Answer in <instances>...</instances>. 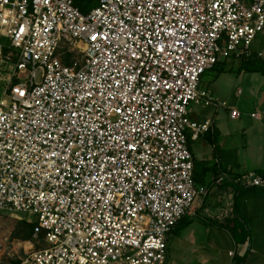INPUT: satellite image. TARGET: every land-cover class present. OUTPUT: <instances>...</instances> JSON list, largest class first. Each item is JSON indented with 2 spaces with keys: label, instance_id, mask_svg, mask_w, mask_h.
Segmentation results:
<instances>
[{
  "label": "built area",
  "instance_id": "built-area-1",
  "mask_svg": "<svg viewBox=\"0 0 264 264\" xmlns=\"http://www.w3.org/2000/svg\"><path fill=\"white\" fill-rule=\"evenodd\" d=\"M263 30L264 0H97L87 13L0 0V214L34 216L41 242L19 264H165L167 235L203 193L187 131L212 119L190 106L240 117L201 76ZM224 181L264 189L253 171ZM233 212L229 200L215 218Z\"/></svg>",
  "mask_w": 264,
  "mask_h": 264
},
{
  "label": "crops",
  "instance_id": "crops-1",
  "mask_svg": "<svg viewBox=\"0 0 264 264\" xmlns=\"http://www.w3.org/2000/svg\"><path fill=\"white\" fill-rule=\"evenodd\" d=\"M73 3L80 12L87 13L96 5L97 0H73ZM258 51L264 55L263 50H256ZM263 103L264 91L261 104ZM209 112L210 109L206 107L199 112L191 108L190 117L192 119L197 121L212 119L210 129L195 140L190 138V132L187 131L188 144L195 163L207 162V159L195 153L197 149L207 146L210 148L213 160L216 156L219 160L224 158V149L220 148V144L216 142V134L221 131L219 128L221 124L217 123V119L214 120ZM225 143L223 141L222 145ZM213 145L216 146L215 150H213ZM237 165L239 166V163ZM257 168H264V149L252 154L250 167L244 165L242 171H235L233 175L246 171L255 172ZM233 184L228 181L225 186L214 185L213 187L217 188L214 191L210 188L206 191L204 187H201L203 193L166 237L167 260L165 264H233L237 257L244 254L245 259L242 264H264V190ZM229 200L234 203L233 217L244 221L249 229L250 241L247 246L236 243L230 231L224 225H220L222 221L215 218ZM184 220H189L188 224L177 230Z\"/></svg>",
  "mask_w": 264,
  "mask_h": 264
},
{
  "label": "rangeland",
  "instance_id": "rangeland-1",
  "mask_svg": "<svg viewBox=\"0 0 264 264\" xmlns=\"http://www.w3.org/2000/svg\"><path fill=\"white\" fill-rule=\"evenodd\" d=\"M256 50L264 51V30L257 33L250 45V52ZM239 65L240 58L229 57L222 72L208 69L201 76L200 82L201 87L208 90L219 104L224 101L229 107L234 106L240 112V117L230 119L225 107H206L210 109L209 113L214 120L217 119V123L221 124V131L216 134V142L224 149V158L219 160L216 171L218 174L226 173L229 176L235 171H242L244 165L250 167L252 154L264 149V103L261 104L264 76L259 72L240 71ZM203 107L195 104L190 106L195 112H199ZM251 113H257L259 118H252ZM223 141L226 142L224 145ZM195 153L207 159V166L214 163L208 146L197 149ZM203 168L204 164L198 161L195 185L199 189L207 187L213 176L212 171L203 172ZM209 188L217 190L213 186ZM27 219L33 220L34 216L26 213L0 214V264H12L15 259L24 258L41 245V242L38 244L33 238L22 241L13 237L21 222L28 223Z\"/></svg>",
  "mask_w": 264,
  "mask_h": 264
},
{
  "label": "trees",
  "instance_id": "trees-1",
  "mask_svg": "<svg viewBox=\"0 0 264 264\" xmlns=\"http://www.w3.org/2000/svg\"><path fill=\"white\" fill-rule=\"evenodd\" d=\"M229 57H235V55L231 54L228 57L218 56L216 62L214 63V65L212 66L211 69L217 70L218 73L222 72L225 69V63ZM239 70L244 71V72H259L262 76H264L263 60L257 56V52L251 51L247 56L240 57ZM215 149H216V146L213 145V150H215ZM200 163L204 164L203 172L206 170L212 171L213 176H212L210 182L208 183V186L204 187L207 191L210 185H212V186L215 185L213 183V178L216 177L219 173L218 171H216V168L219 165V159L216 156L214 159V163L211 166H207L206 165L207 163L205 161L200 162ZM196 170H197V163L194 162V172H193L194 181H196V179H197V177H196L197 171ZM254 171L257 172L259 175L264 177V168H257ZM227 184H228V181H224L220 185H217V186H225ZM233 185H236V184H233ZM236 186H238V185H236ZM240 187H249V186H240ZM255 188H257V187H255ZM259 189H261V188H259ZM262 190H264V189H262ZM188 222H189V220H184L183 222H181V224L177 227V230L182 229L184 226H186L188 224ZM220 225H224V227H226L230 231V233H231V235H232V237L236 243L245 244L246 246L249 244L250 232H249V229L247 228L244 221H242L238 218L232 217L230 219H228V218L224 219L220 223ZM33 226H34L33 223L21 222L20 226L17 227L16 230L14 231L13 237L18 238L22 241L31 240L33 238L32 237ZM21 259H15L12 262V264H19ZM244 259H245V254L243 256L237 257V259H235L233 261V264H242Z\"/></svg>",
  "mask_w": 264,
  "mask_h": 264
},
{
  "label": "snow or ice",
  "instance_id": "snow-or-ice-1",
  "mask_svg": "<svg viewBox=\"0 0 264 264\" xmlns=\"http://www.w3.org/2000/svg\"><path fill=\"white\" fill-rule=\"evenodd\" d=\"M92 39H93V40H95V39H96V37H95V36H93V37H92ZM153 79H154V77H153ZM21 95H23V93H21Z\"/></svg>",
  "mask_w": 264,
  "mask_h": 264
}]
</instances>
